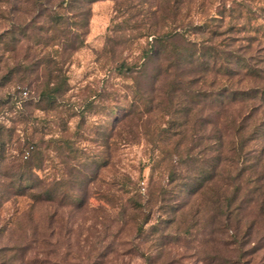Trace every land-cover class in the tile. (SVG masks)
Wrapping results in <instances>:
<instances>
[{
	"label": "rangeland",
	"instance_id": "rangeland-1",
	"mask_svg": "<svg viewBox=\"0 0 264 264\" xmlns=\"http://www.w3.org/2000/svg\"><path fill=\"white\" fill-rule=\"evenodd\" d=\"M87 8L88 24L74 26L87 31L83 45L57 54L48 14L61 15L69 29L71 15ZM211 16L223 20L216 41L235 50L232 76L187 63L178 77H205V85L183 92L172 91L174 67L158 81L150 75L157 60L136 68L146 33L177 27L197 40L187 25ZM4 30L11 33L0 43V264H264V0H0ZM47 59L64 68L71 90L58 102L72 115L37 103ZM121 64L135 68L121 71ZM222 85L257 98L224 107L191 100L187 117L177 112L195 89ZM141 98L152 111L130 114ZM34 123L40 194L51 184L54 199H41L29 219L9 178L28 154L18 147Z\"/></svg>",
	"mask_w": 264,
	"mask_h": 264
},
{
	"label": "trees",
	"instance_id": "trees-1",
	"mask_svg": "<svg viewBox=\"0 0 264 264\" xmlns=\"http://www.w3.org/2000/svg\"><path fill=\"white\" fill-rule=\"evenodd\" d=\"M96 0H70V2L79 3V2H87L92 3ZM90 8L83 9L77 11L75 15H71L72 21L70 24V28L63 27L64 22L62 21V16L59 14L50 15L48 16L51 18L50 22L52 25H49L47 28L51 30L50 39L58 42V46H60V50H57V54L61 53L62 51H76L83 45V40L81 36L87 31L77 32L74 31V26L78 28H84L88 24V16L90 14ZM79 16V17H77ZM165 18L161 17L163 21ZM87 22V23H86ZM158 20H154L152 23L154 26L158 24ZM223 20L217 17H209L205 21L200 24H193L187 25L188 32L191 30V34L200 35L197 40H189L186 39L187 32L180 31L177 27L173 29L166 30L159 32L157 30L151 31L146 33V35L151 36L150 41H148V45L146 48L142 50V59L140 65L137 66V69L142 71L145 70V67L149 61L157 60V67L155 72L150 74L154 80L158 81L160 76H166L170 73L171 66L175 68L173 74L176 77H172L173 84L172 87H175L172 91L175 90H182L185 92L186 89L190 87L191 84L200 83L205 85V77H200V79H196L193 77H178L181 76L182 73L180 72L181 66L184 64H195L200 67H203L201 70H205L211 66L218 67V70L222 72V74L226 76H232L235 73V68H231V59L233 57L234 49H229L228 42H225L226 39L216 41V38L220 36L218 28H220L223 24ZM46 28V29H47ZM42 30L45 29L44 27L41 28ZM232 29L231 26L225 27L226 32ZM21 32V31H20ZM22 32H24L22 30ZM224 32V31H223ZM11 33L9 30H4L0 33V43L4 44L5 42V35ZM14 38L12 33L11 35ZM17 40L16 37L14 39ZM213 41V42H212ZM216 41V42H215ZM215 42V43H214ZM39 43V42H38ZM211 43V44H207ZM237 62V61H235ZM118 70H128L133 71L135 67L126 66L125 64H121L118 67ZM242 68H245V71L250 72L251 67L243 65ZM37 68H25L24 72H29V74L33 71H36ZM42 69L44 71V75L47 77L43 83L41 84V90L39 91V96L37 103H44L41 105V110L44 111H57L60 110L63 106V109L60 111L72 115V108L69 107L66 103H61L58 101L63 100L62 98L70 92L71 88L68 86L67 77L64 72V68L62 64L55 62L53 60H45L42 64ZM239 73V72H238ZM163 78V77H162ZM167 78V77H166ZM24 82H28L32 84L33 82L29 80V77L23 78ZM195 79V80H194ZM133 92L138 93L141 96V88L136 84L133 86ZM193 95H189L188 99H185L186 106L183 105V102H178L177 104L183 106L178 113L184 112L185 116L187 117L189 113L192 111V103L199 102L201 100L204 102L206 99L214 101L219 106L224 107L226 105L234 104L235 102H243L247 103L250 100H255L257 95L250 94L249 92L242 90L241 92H235L231 90L230 87L222 85L216 89L215 92L207 93L203 89H195L192 92ZM199 97V99L197 98ZM260 100L261 98L264 99V92H262L261 98L258 97ZM193 102H192V101ZM151 100L146 98H141V104H131L129 108V113L137 112L141 108L142 113H149L152 111L153 106L150 105ZM193 103V104H194ZM27 105H32V102H26ZM85 108V106H83ZM39 108V107H37ZM22 114V113H21ZM22 117V115H20ZM52 117L57 118V116L52 113ZM23 123L29 122L27 118L23 121ZM45 125V124H44ZM66 123H63V130L66 129ZM51 129V128H50ZM31 133L28 135L27 140L23 144H19L18 152L20 155H24V152L27 151L26 155H24V159H19L18 167L20 171L15 173L14 175L10 176L9 178V188L10 194L14 198H25L27 200L26 204V215L29 217L35 210L37 203L41 201L42 195L40 194V189L42 185V181L37 176L36 171L40 169L41 164L43 162V154L40 150L41 148V141L36 136L39 133L38 126L34 123L33 127H31ZM3 136L1 135V128H0V145L3 147L6 143L5 140H2ZM29 143H32L31 150H26V147ZM69 152H74V149L68 146ZM1 148H0V156H1ZM65 157H67L65 155ZM68 158V157H67ZM45 193V200L53 201L54 193L51 188V184H48L47 187L44 188ZM68 196L67 192H63L61 194L62 198H66ZM43 199V200H44ZM32 218V217H31Z\"/></svg>",
	"mask_w": 264,
	"mask_h": 264
}]
</instances>
